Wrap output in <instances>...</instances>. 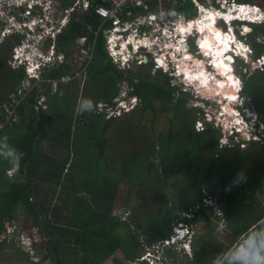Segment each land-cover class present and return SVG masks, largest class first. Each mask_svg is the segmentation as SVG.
<instances>
[{
    "label": "trees",
    "instance_id": "1",
    "mask_svg": "<svg viewBox=\"0 0 264 264\" xmlns=\"http://www.w3.org/2000/svg\"><path fill=\"white\" fill-rule=\"evenodd\" d=\"M90 2L87 10L77 9L71 14L55 38L58 50L69 58L77 39L87 36L86 45L92 46L93 57L85 63L80 79L59 81L55 92L47 80L31 88L19 104L16 120L6 119L5 103L26 72L24 66L12 68L6 59L25 35L12 34L8 42L5 40L0 45V76L3 77L0 78L3 124L0 152L5 150L3 138L7 137V145L19 153L17 171L12 175L8 170L13 164L0 156V235L5 233L0 238V261L10 258L6 249L13 250L16 261L30 257L16 246L14 239L7 240V223L20 216L34 220L40 227L50 251V257L43 259H49L50 264H107L108 260V264H132L143 253L142 243L161 247L172 235L173 225L180 220L179 214L185 213L188 217L183 220L206 227L205 236L204 233L194 236L193 255L187 263L212 264L216 253L223 248L210 243L214 229L209 217L216 208L224 213L226 226L237 238L242 235L246 238L250 230L264 227V126L261 138L242 140L247 144L244 149L236 142L221 144L223 132L210 122L205 123L203 130L196 131L186 104L188 92L172 85L167 75L156 78L143 65L135 71L124 70L112 60L103 29H98L101 24L111 23H103V18L95 12V7L105 1ZM72 3L73 0H60L62 8ZM169 6L188 18L197 13L192 0H173ZM248 38L253 47L252 57L262 56L264 22L253 24ZM199 40L198 37V44ZM52 41L47 39L46 45ZM190 43L195 46L193 39ZM240 61L242 94L264 125V68L252 72L247 62ZM231 66L224 70L216 68L215 73L228 76L217 78L227 95L235 98L236 90L231 84L237 89L239 84ZM207 67L210 68L208 63ZM73 70L70 63L64 62L44 70L43 77L60 79L70 72L73 75ZM79 80L83 82L82 88ZM124 81L129 84L128 95L137 96L140 103L108 118L105 111L98 110L97 104L103 101L108 106L114 105L113 99ZM40 88L46 95L47 109L36 110L34 104ZM219 97L222 104L229 99L225 95ZM84 100L93 102V111L78 110ZM163 101L172 102L175 107L167 129L148 135L145 146L136 144L125 153L119 152L114 136L106 135V128H114L116 124L120 133L135 121L129 136L134 141L145 134L140 128L148 118L155 123L157 103ZM163 109H169L168 105ZM75 125L78 129H74ZM180 173L184 175L182 179L171 180ZM122 183L137 190L132 202L127 203L130 209L125 219L113 213ZM144 191L145 195L140 197ZM212 201L214 205H209ZM162 249L163 255L171 259L170 263L180 264L173 246ZM119 251L123 257L116 255ZM201 257L207 261H200Z\"/></svg>",
    "mask_w": 264,
    "mask_h": 264
},
{
    "label": "rangeland",
    "instance_id": "2",
    "mask_svg": "<svg viewBox=\"0 0 264 264\" xmlns=\"http://www.w3.org/2000/svg\"><path fill=\"white\" fill-rule=\"evenodd\" d=\"M37 1V3L43 5L44 7V14L42 16H37L36 10H39L38 8L41 6H38L36 4V6H32V8L34 9V13H32V15H28L26 14V11H28L27 7L26 8H19L18 4L20 2H22V0H0V36H2V38H4L7 42L9 40H7V38H9L10 35L12 34H24L25 38L27 37L29 40H26L25 38H23L24 42L28 43V46H26L27 49L33 48L34 44L36 42L39 41V34H42L43 36L47 35L46 33H48V35H50V32L52 31V24L51 22H48V24H46V30H44L43 33L40 32V26L35 27V23L36 20L41 19V21H44L45 19H52L54 21L55 19H59L64 11V9L61 7L60 5V0H54L57 2V8L53 9V7L51 6V4H49L48 6L46 5L47 0H35ZM216 0H212V3L210 4L209 1H204L203 3H205L206 5L210 6V9L214 7L213 2H215ZM253 1V0H252ZM250 1V2H252ZM73 2H75L73 0ZM255 3H257V5H259L263 10H264V0H255ZM73 4V3H72ZM159 5V4H158ZM76 11V10H75ZM155 11L157 13L160 14V7L157 6L155 7ZM52 13V14H51ZM208 14H211V11L206 12ZM51 14V15H50ZM208 14H206V16H204L201 20V18L199 19L198 17L201 15H198L197 17H193L192 18H198V20L195 21H203L206 22L207 21V27H203L201 26L199 23L197 24H187L186 25V32L185 34L189 31H191V33L196 32L195 29H197L198 31H203V36L200 42V47L203 53L207 52V51H203L202 49V45L204 43L203 38H205L208 34H210V26L211 24H213L214 22H217V18H219V16H216L214 19L212 17H210ZM168 17L173 20L176 19L175 17V12L170 10L169 14H167ZM225 16V15H224ZM22 19V22L19 19ZM37 18V19H36ZM32 19H34V21H31ZM24 20L27 21L26 24V28L23 29L20 27V24H22L24 22ZM43 24H45L43 22ZM222 27V29L226 30V25L223 24V22L219 23ZM29 25L31 27H33V32L29 33L31 31H29ZM170 26L168 27L171 31H172V45L175 46L177 40V36L179 38V36H181V32L182 30L185 31V28H182V30H178L175 24H169ZM252 26V25H251ZM174 27V28H173ZM241 25L238 24L234 26L235 28V33L237 34V31H241ZM175 29V30H174ZM209 31H208V30ZM174 30V32H173ZM22 32V33H20ZM244 32V31H242ZM3 33H7L6 35L3 36ZM178 34V35H177ZM240 34V32H239ZM261 39V38H260ZM258 38V41L260 40ZM34 40V42H32ZM189 41V39H188ZM187 41V42H188ZM194 44H195V40ZM263 41V38H262ZM14 47V46H13ZM23 47V46H22ZM182 47V46H181ZM75 48L76 45L73 46L72 51L75 52ZM184 51L178 52L176 49L173 50L172 52V56L173 58H175V62L177 63V68L179 69L178 73H181L182 71V77L184 75V73H187V75L192 78L194 82L198 80H200L201 83L205 84L202 87H200L199 91H200V96L205 95L207 92V90L209 91V93H213V94H217L218 98H219V102L220 104L222 103L221 98L219 97V95H226L225 90L223 88V84L222 82L215 76V71H213V73H209L206 72L205 69H202L201 66V62L197 60V58H199L200 55H198L199 50L197 49V46L195 44L192 45V43L189 42V45H187L186 47H183ZM188 49V51H193L195 54V56H190L189 53H185V50ZM246 49V48H245ZM242 50L241 52L244 54L246 50ZM252 48L250 47V50ZM13 50V48H12ZM11 50V52H12ZM253 50V49H252ZM58 51V48H57ZM175 53V54H174ZM210 56H212L211 53L207 52ZM206 53V54H207ZM184 54V55H183ZM12 56V54L8 55L7 59H6V63L9 64L11 63V60H9V57ZM119 57V56H118ZM213 57V56H212ZM179 60V61H178ZM70 63V60H68ZM151 62V67H154L155 71H152V68L149 67H145L146 69L144 70H148L151 71V73L157 78V77H162L164 78L165 75L170 77V82L172 83H177L178 79L176 78H172L171 73H166L164 72V70L162 68H160V66H163L162 64H157L159 63V61L154 62V60H149ZM149 61L147 63H149ZM9 62V63H8ZM188 62V64H187ZM261 62H252L250 65V70L253 72L256 69H263L264 65ZM141 63V62H140ZM140 63H130V66H128V64H121L119 62L118 67L122 68L124 70L127 69H131L132 71H135L139 65H141ZM213 63L218 67V69H222L223 67L220 66L219 64L215 63L214 58H213ZM229 63H232V58L230 59ZM228 63V64H229ZM73 64V63H72ZM73 65H77V66H73L74 68V74L76 75L77 78L80 77L82 70V67H79L78 64H73ZM160 65V66H159ZM187 65V66H186ZM159 66V67H156ZM186 66V69H185ZM172 69V72H174V65H170L169 66ZM233 68L234 74L237 78L238 84L242 87L243 89V80L240 76V74L238 73V69H240L242 67V62L240 60H237L233 63V65L231 66ZM144 68V67H143ZM168 68V67H167ZM176 68V67H175ZM228 68V67H227ZM5 69V68H4ZM226 69V68H225ZM176 71V70H175ZM245 71V69H243V72ZM205 75V76H204ZM215 76L217 79L215 80L214 78L211 79V76ZM201 77V78H200ZM0 78L2 79L3 77L0 76ZM161 78V79H162ZM80 79V78H79ZM214 80V81H212ZM221 83V84H220ZM79 84L80 87L82 88L83 86V82L82 80H79ZM53 87V84H52ZM19 88V87H17ZM120 89H125V90H129V86L126 82H122ZM218 90V91H217ZM215 91V92H214ZM243 91V90H242ZM241 102L243 104L244 107H246V113L248 114V120L243 117L242 115L239 114V112L235 111L234 109H232L234 107V101L236 100L234 97L232 98L230 95H228L229 99L226 101V103L223 105V108L225 111L223 112V115L220 116V118L223 120L222 123H224V126H228V120L229 117L227 119V115L235 113L238 116L239 122H242L241 124H239L238 126L240 128L245 127L246 129H243V132H235L232 133L231 130H228V132H225V130H223L225 132V134L223 135V137L220 139V143L223 144V142H228L229 139H231L233 142H236L240 145L241 148H245V146L247 144H243L242 139L245 140H250L251 138H261L259 133H261L262 129H263V124L259 121V118L257 117L256 114L253 113L252 111V107L249 105V99L246 98L242 92H241ZM208 96V95H206ZM119 97H122V95L120 94ZM80 98V97H79ZM188 98V97H187ZM211 98H214V96H211ZM81 99V98H80ZM42 100V99H41ZM199 102L202 104H207L205 100L200 99L199 98ZM100 103H102V105H105L106 103H104L103 101H101ZM100 103H98L97 105H99ZM238 103V102H237ZM248 103V105H247ZM187 106L189 107V111H190V115L193 116V120H194V127L195 130H201L202 128H204L206 126V124H204V126H200L201 124H198V120H202V113L198 110H196L195 108H193L195 106V104H198L196 101H194L191 98V95H189L188 101H187ZM246 104V106H245ZM158 116L155 118V123H151L150 122V118L147 119V123L143 124L140 128V130L145 133L143 135H141L140 137L136 138L134 141L132 139H129V136H131V134L133 132V126H134V122L130 125H127L124 127V129H122V131L120 133H117V126L118 125H114V128H106V135L108 137H112L114 136V143L117 146V150H119V152L121 153H125L131 149H133V147L137 146L136 144H138L139 147L145 146L144 141L146 140V137L148 135L152 134H156L158 132L164 131L167 129V123L169 121V117H171L173 111H174V104L172 102H166L163 101L162 103L158 102ZM165 105H168L169 109H163ZM106 106H108L106 104ZM186 106V107H187ZM220 106V105H219ZM98 108V106H97ZM131 109V108H130ZM129 109V110H130ZM216 111V112H215ZM218 108H216L214 110L215 114H217ZM229 114H226V113ZM128 113V112H127ZM151 114L154 113L153 111L150 112ZM213 116V115H210ZM123 116L119 117L120 119ZM208 117V116H207ZM146 118V117H145ZM217 118V119H216ZM215 118V121L218 122V118L219 115H217ZM144 119V118H143ZM135 120V119H134ZM204 122V120H203ZM243 122H248L247 126L246 123ZM214 126L217 128H219V124L217 125V123H213ZM203 125V123H202ZM149 126H152L149 127ZM221 128V126H220ZM74 129H78V126L75 125ZM116 131V135L115 134ZM254 132V134H253ZM236 133H239L238 135H236ZM258 133V134H256ZM151 134V135H152ZM233 135V136H232ZM224 142V143H225ZM240 142V143H239ZM230 143V142H228ZM231 145H235L233 143H231ZM49 149V146H48ZM124 156V155H122ZM11 174H14L17 171V168L14 169H10L9 170ZM183 173H180L179 176H174L172 177V181H175L177 179H182L183 177ZM137 193V190L130 188V186H128L127 184H120L119 188H118V194L117 197L115 198L114 201V205H113V213L122 216V219L126 218V215L129 212L130 207H127V203L132 202V200L135 198V194ZM146 193V191L141 192L140 193V197L144 196ZM208 203V202H207ZM214 205L213 201L212 203H209V205ZM129 208V209H128ZM216 212V211H215ZM210 213V217L209 220L211 222V227L214 229V233L211 236V244L213 242V244L218 247V245H220L222 248L221 252H228L232 249H234L237 245H239L240 243L243 242L244 240V236H239L237 238V236L235 235V233H233V231L226 226V221H224L223 216L224 213H218V211L216 213ZM180 216H182V214H179ZM197 229L200 231H202V233H204L205 236V232H206V227L202 224V226H197ZM136 230V228H135ZM143 238V236H142ZM11 239H14V242L16 243L17 247H20L21 249H23L25 252H27L29 254V258L23 261H16L13 259V250L11 249H6V254L10 253L9 257H5L4 260L0 261V264H50V260L49 259H43L44 256L50 257V251L47 247V245L45 244V241L41 235L40 232V227L38 226L37 223L34 222V220H26L25 218H23L22 216H20V219L14 220L12 223H7V240L10 242ZM142 241V239H141ZM154 246V245H153ZM151 246H149L148 244H143L142 243V248H143V253L141 254V256L139 258H137L135 261L132 262V264H150L153 263L152 260H150L148 253H147V248L149 249ZM177 254L179 255V260L181 261L180 264H188V260H191L193 252L192 250L189 252L188 250H185L186 253H184V251H181L178 248H175ZM216 253L217 255L220 254ZM12 255V256H11ZM117 256L119 257H123V254L119 251L117 254ZM216 255V256H217ZM198 258V256L196 257ZM200 261H207L206 259L204 260L203 257L199 258ZM110 262V260L107 261V264ZM212 264H218L217 258H215L212 262Z\"/></svg>",
    "mask_w": 264,
    "mask_h": 264
},
{
    "label": "built area",
    "instance_id": "3",
    "mask_svg": "<svg viewBox=\"0 0 264 264\" xmlns=\"http://www.w3.org/2000/svg\"><path fill=\"white\" fill-rule=\"evenodd\" d=\"M74 1L75 2L69 8L64 9L61 17L57 19L59 21L58 28L53 29L52 27V31L49 35L52 39H55L59 29L63 25H66L68 23L71 12L76 9L87 10L91 5L90 0ZM104 1V4L95 7V12L100 15L101 18H103V23L109 22L111 24H101L98 29H103L106 47L108 49L109 55L116 64H119L120 62L123 65L128 64V66H130L131 59H133L134 57L138 58L137 62H141L142 59L146 56L147 51H151L153 54L158 53L159 55H161L165 52L169 51V53H171L173 52V50H175V47L172 46L173 41H171V39L173 36L172 31L168 28L170 26L169 24H175L177 26L176 28L178 29L179 22H186L188 19L183 13L177 12H175L176 19L171 20L168 17L167 14H169V11L171 10L169 3H171L173 0ZM192 1L195 3L196 6H198L199 10L204 7L203 5H201L202 3L200 0ZM205 1H209L210 4L212 3V0ZM215 2L218 4L217 13L219 16L224 13V9L222 8L227 5L232 6V8H230L232 13H234L233 10L235 8L254 7V9L259 10V13L256 18H258V20H264V10L256 4L239 3L236 0H216ZM157 6L160 7V14L155 11V7ZM30 7L27 9L28 11H26V14L28 15H30L31 13ZM151 7H153V9H151ZM37 16L40 17V15ZM31 21H34V19H32ZM37 23L41 24L40 32L43 33L44 30H46V24H43L41 19H37L35 27L38 26ZM26 24V20H24V22L20 24L22 31L27 27ZM29 27L33 30V27H31L30 25ZM127 30H129V32H127ZM97 33L98 31L95 32L96 35ZM46 34L48 36V33ZM38 36L41 39H39V41L34 44L32 52L26 51L25 48L27 45L24 44L14 47L13 55L10 59V64L12 67L18 68L20 65H22V63H25L24 55L28 58L29 56H32L33 54L37 53H39V55H42L44 58V61L38 62V65L42 64L46 67L57 66L60 63L69 62L68 60H70V64L72 66H77L73 64H78L79 67H82L81 69H84L85 63H88L89 60L93 57L92 46L86 45L88 38L85 35L77 39L75 44V52L73 51L72 55L69 58L66 57L64 52L60 50L57 51V46L55 45V43H52L47 49V51H42V44L47 36H43L42 34H39ZM179 39H182V37L179 36L178 38L177 36L178 41ZM184 39H186V37H184ZM131 45L132 49L130 48ZM154 47H156V49H153ZM135 51H138L139 53L136 55L134 54ZM26 66L29 71V75L27 76V78H24L21 81L20 85L18 86L19 88H16L14 91L9 93L8 101L5 103L7 111V120L17 119V114L19 112V104L26 97L30 89L39 84L38 81L40 79H38L39 77L37 76H39L40 73H35L33 66ZM75 76V74H66L63 75L60 80L67 82L72 80ZM47 81L52 82L53 89L56 90L58 80L47 79ZM41 90L42 89L40 88V91ZM120 94L122 95V97H119ZM126 94H128V90L122 89L119 94L113 99L115 103L117 102L115 105L106 106V104L102 105V103H100L98 105V110L105 111L107 113L106 116L108 118L112 116L121 115L124 111H128L131 107H133L134 103L137 100V98L133 96L130 99L131 104L130 102H126L123 98V96H125ZM34 107L37 110L46 107L44 95L38 97ZM242 116L246 118V116ZM208 118L211 119L212 117L208 116ZM199 123L201 124V127L204 126L202 125L201 121H199ZM227 125L228 126H226L225 128L231 129V132H234L232 130L234 124L230 120H228ZM2 126L3 124L0 121V128ZM165 242L167 243L168 240L164 241V244Z\"/></svg>",
    "mask_w": 264,
    "mask_h": 264
},
{
    "label": "clouds",
    "instance_id": "4",
    "mask_svg": "<svg viewBox=\"0 0 264 264\" xmlns=\"http://www.w3.org/2000/svg\"><path fill=\"white\" fill-rule=\"evenodd\" d=\"M203 2L204 1H201V3H202L201 5H203L204 7L201 8V10H199V8L197 6V13L193 17H197L198 15L201 14L198 17L200 19V18H203L206 15L207 11L216 12V13L218 12V10H217L218 4L216 2H214V7L211 8V9H210L209 5H206ZM239 3H241V2H239ZM36 4L38 6H41V7L38 8L39 10H36V13H37V15L42 16L44 14V10L45 9H44L43 5L37 3V1H35V0H22V2H20L18 4V6H19V8H21V9L23 8L24 9L26 7L29 8L30 5H31V7H30L31 8V13L30 14L32 15V13H34V9L32 8V6H36ZM49 4H51L53 9L57 8V2L56 1L47 0L46 5L48 6ZM69 7H67V8H69ZM230 8H232L231 5H227V6L223 7L222 9H224L223 10L224 13L221 14L220 16L218 15L219 18H217V22L216 23L214 22L213 25H216L217 27L222 29V27H221V25L219 23L223 22V24L226 25V27H227L226 30H232V34L236 36V38L238 39V42L245 44L246 47H247V50L245 51L244 54H239V53L235 52V48H233L234 52L233 51H229L228 52L227 55L228 56L231 55V57H232V64L236 61V58H237V60H240V59L244 60L249 65H251L252 62H254V63L258 62V61L261 62V60L264 61V54L262 56L258 57V58H255V59L252 57V54H253V50L252 49H253V47L250 44L249 38H248V35L251 32V30H252V26L251 25L259 24V23L264 22V20H258V18H256V16L259 13V10L254 9V7L253 8H249V7L235 8L233 10L234 13H232ZM63 9H66V8H63ZM79 10H83V9H79ZM73 12H75V10ZM73 12H71V14ZM177 13H179V12H177ZM71 14H70V16H71ZM198 18H192V17L188 18L187 17V19L190 20L191 22L195 21V20H198ZM69 20H70V18H69ZM43 22L45 24H48V22H51V24L53 26V29H56L59 26V21L57 19H55V18H54V21L52 19H49V21H48V19H45L44 21H42V23ZM238 24L241 25V27H240L241 31L238 30L237 34H236L234 26L235 25L238 26ZM37 25L40 26L41 24L37 23ZM64 26L65 25H63L59 29L57 34L60 31H62ZM28 28H29V31H31V33H32L33 32L32 29L30 27H28ZM222 30H224V29H222ZM195 31H196V33L199 32L197 29H195ZM242 31H244V32H242ZM127 32H129V30H127ZM239 32H240V34H239ZM196 33L193 34V35H187L186 34L185 35L186 39H184V41H186L187 45H189L190 39L195 40V44L197 46V49L199 50V52H198L199 54L198 55L201 54V56H199V57L202 60H205V62L208 63V66L213 71L217 72L216 71V67L212 64L213 57L205 55L202 52L200 45H198V34H196ZM6 34L7 33H3V36L6 35ZM25 39L29 40L27 37ZM47 39H52V38L49 35L45 38V40H44V42L42 44V51H44V52L47 51V49L51 45V44L50 45H46V40ZM188 39H189V41H188ZM23 40H21L20 43L15 44L14 47H16L18 45H21V44H24V45L28 46V43L24 42ZM260 40H262V39H260ZM0 41L3 43L5 41V39L2 38V36H0ZM32 42H34V40ZM14 47H13L12 52L10 53L12 55H13ZM250 47L252 48L251 50H250ZM130 48L132 49V45L130 46ZM32 49L33 48H30V49L25 48V50L29 51V52H32ZM107 51H108V49H107ZM138 53H139L138 51L134 52V54H136V55ZM171 53H169V51H168V52H165V53L159 55L158 53L153 54L151 51H147L146 56L142 59L141 63L137 62L138 58H136V57L131 59V63L133 64V63L136 62V63L143 64L145 58L147 59V61L144 62V63H147L149 60H154V62H157V59L159 57H161V56L165 57L166 65H163V66L159 65V66H160V68H162L164 70V72H166V73L170 72L172 78L178 79V82L176 84L172 83V85H178L179 87H181V89H183L184 91L188 92L191 95V98L198 103V104H195V106L199 107L201 109L199 111V113L200 112L202 113V120H198V123H199V121H201L203 123V125L206 122L217 123V125L219 124V128L221 126L220 129L222 130L223 135H224L225 132H228V130H231V129H226L225 128L226 126H224V123H222L223 120L220 118V116L223 115L222 111H225V110L223 108V105H221L222 103L220 104V102H219V98L217 97L218 95L217 94H213L211 92L209 93V91L207 90L206 91L207 93L205 95L200 96L199 89H200V87H202L205 84L201 83L200 80H198V79H197L196 82L192 81L193 79L190 78L187 75V73H184V75L182 77V72H185V71H182L181 73H178V71H177V63L175 62V60H174L175 58L172 57ZM185 53H187V54L190 53L193 56H195V54H197V53H194L193 51H188V49L185 50ZM108 54H109V52H108ZM11 58H12V56L9 57V60ZM24 60H25V63H22V65H20V66H24V69H25V72H26V77L25 78H27V76L29 75L28 74L29 71H28L27 66H26V65H28V66H33L34 67L35 73H38V72L40 73L39 76H37V77H39L38 79H40L38 81V83H39L38 85H41L42 81H45V80L48 79V78H44L43 77V71L48 69V68H51L52 66L51 67H46V66H44L42 64L38 65V62H43L44 61V58H43L42 55H39V53H37V54H33L32 56H29L28 58L24 55ZM262 64L264 65V62H262ZM9 65L11 66L10 63H9ZM170 65H174V72H172V69L169 67ZM159 66H156V67H159ZM12 68H14V67H12ZM67 74H72V72L67 73ZM215 74H216L215 75L216 77H222V78L223 77H225V78L228 77L226 74H218V73H215ZM52 80H54V79H52ZM56 80H58V82L61 81L60 79H56ZM35 81H37V80H35ZM62 82H64V81H62ZM67 82H69V81H67ZM50 83L52 85V82H50ZM231 85H232V88L234 90H236V100L233 103L234 107L232 109H234L235 111L239 112L240 115L242 114V115L246 116V119L248 120V114L245 111L246 107H244L243 104L240 103L241 102V97H242L241 92H242L243 89H242V87L240 85H239L238 89L233 84H231ZM57 87H58V83H57ZM56 90H57V88H56ZM56 90H54L53 87H52V91L53 92H55ZM42 95H44L45 103H46V107L42 108V109H47L46 95L44 93H42V90L39 93H37L36 98L38 99V97L42 96ZM206 95H208V96H206ZM211 96H214V98H211ZM132 97L133 96H129L128 94L123 96V98H124V100L126 102H130V99ZM199 98L205 100L207 104L200 103L199 102ZM130 104H131V102H130ZM247 105H248V103H247ZM245 106H246V104H245ZM216 108H218L217 114H215L216 111L214 112V110ZM78 110L81 113H83V112H91V111L94 110V104H93V102L91 100H84L83 102L80 103ZM226 114H229V113H226ZM210 115H213V116H210ZM217 115H219V118H218L219 121L218 122L215 121V118H216ZM207 116H210L212 118L209 119ZM228 117H229V120L234 124V126L232 127V130L234 132H232V133L240 132L243 129H246L245 127L240 128L238 126L242 122H239L238 116L235 113L227 115V118ZM203 120H204V122H203ZM243 123H246V122H243ZM247 123H246V126H247ZM204 128H202L201 130H203ZM201 130H198V131H201ZM223 130H225V132ZM238 134L239 133H236V135H238ZM253 134H254V132H253ZM256 134H258V133H256ZM259 135L261 137V133H259ZM251 139H259V138L254 137V138H251ZM242 140H245V139H242ZM224 142H223V144H227L228 142H233V141L231 139H229L228 142H225V143ZM3 143H4V146H5V150L3 152H0V156H3L4 159H8L13 164V166L16 167L18 165V162H19V153H18V151L15 148H11V147H9L7 145V137L3 138ZM210 203H212V202H210ZM215 211L216 212L218 211V213L223 214V212L221 211V209L219 207L216 208ZM181 214H182V216H179L180 220L176 221V223L173 225V233H172V235L169 238L164 240V241L168 240V242L167 243L165 242V244H164V241H163L160 244L161 247L158 246L156 248L155 247H150L149 249L147 248L148 256H149L150 260H152V262H153V263H150V264H172V263H170L171 261L168 260V258H166L163 255L164 251H163L162 248L164 246H170V247L173 246V248H178L181 251H184V253H186L185 250H188L189 252L192 250V241H193L194 236L196 235L197 226H195L193 224H189L187 222V220H183V217H188V216L185 213H181ZM223 219H224V216H223ZM192 252H193V250H192ZM216 258H217L218 264H225V261L227 262V264H264V227H260L257 230H250L246 234V238L244 236V240H243L242 243H240L234 249H232V250H230L228 252H221L220 254L217 255Z\"/></svg>",
    "mask_w": 264,
    "mask_h": 264
},
{
    "label": "bare ground",
    "instance_id": "5",
    "mask_svg": "<svg viewBox=\"0 0 264 264\" xmlns=\"http://www.w3.org/2000/svg\"><path fill=\"white\" fill-rule=\"evenodd\" d=\"M249 8H251V7H249ZM206 14H208V13H206ZM208 15L210 17H212L213 19L216 16H218V14L216 12H211V14H208ZM201 20H202V18H201ZM201 20H199V21H192V22L190 20H187L186 22L185 21H180L179 22V24H178V30H182L181 29V27H182V28H185V31L184 30L180 31L181 32L182 39H179V41L176 42V45L174 46L175 49L178 52L184 51V48L183 47H186L187 46L186 45V41H184L185 35L186 34L187 35H193V34L196 33V32L191 33V31H190V29L192 28L191 27L189 29V31L185 34L186 29H187L186 28V25L187 24L188 25L189 24H192L193 25V24H197V23L200 22L199 24L201 26L207 27V21L206 22H203ZM210 32H211L210 34H208L205 38H203L204 43L202 45V49H203V51H207V52H209V53L212 54L215 63H217V64H219L220 66L223 67L221 70H224L225 68L230 67L231 65H233L232 63H229L230 59L232 58L231 55H229V56L227 55L229 51H233L234 52L233 48H235V52L240 53V54H243L241 51L244 50L245 48H246L245 50H247V47H246L245 44L238 42V39L236 38V36L232 34V30H222L221 28L217 27L216 25L211 24V26H210ZM202 33H203V31H199L198 33H196V34H198V37L200 38L198 45H200V42H201V39H202V36H203ZM153 49H156V47H154ZM207 52H205L204 54L207 55V56H210ZM189 55L190 56H193L190 53H189ZM197 60L202 63L201 64L202 69H205L206 72L213 73L212 69H210V68L207 67V63L205 62V60H202L200 57L197 58ZM157 61H159L158 64L166 65V63H165V57H162L161 56V57H159L157 59ZM187 64H188V62H187ZM212 64L218 69V67L213 62H212ZM186 66H185V69H186ZM177 71H179L178 68H177ZM212 78H214L215 80L217 79L214 75L211 76V79ZM212 81H214V80H212ZM223 88H224V86H223ZM224 90H225V88H224ZM225 93H226V91H225ZM225 96H228L227 93H226ZM235 99H236V97H235Z\"/></svg>",
    "mask_w": 264,
    "mask_h": 264
},
{
    "label": "flooded vegetation",
    "instance_id": "6",
    "mask_svg": "<svg viewBox=\"0 0 264 264\" xmlns=\"http://www.w3.org/2000/svg\"><path fill=\"white\" fill-rule=\"evenodd\" d=\"M1 44H2V42L0 41V45H1ZM144 64H145V66H144ZM141 65H143V67H144L143 69H146L145 67H149V68H152V69H151L152 71H155L154 67H151V65H152L151 62H149V63H144V62H143V64H141ZM141 65H139V66H141ZM139 66H138V67H139ZM137 69H138V68H137ZM137 69H136V70H137ZM150 72H151V71H150ZM124 82H126V83L128 84L127 81H124ZM128 85H129V84H128ZM135 97L137 98V100H136V102L134 103L133 106H137V105L140 103V99H139L137 96H135ZM201 233H202V231H201ZM201 233H200V231L197 229L196 234H197V235H200ZM168 260L171 261V259H169V258H168Z\"/></svg>",
    "mask_w": 264,
    "mask_h": 264
},
{
    "label": "crops",
    "instance_id": "7",
    "mask_svg": "<svg viewBox=\"0 0 264 264\" xmlns=\"http://www.w3.org/2000/svg\"><path fill=\"white\" fill-rule=\"evenodd\" d=\"M237 2H241V3H252V4H256L257 5V3H255L254 1L255 0H243V1H238V0H236ZM249 1H252V2H249ZM257 6H259V5H257ZM260 7V6H259ZM53 41H52V43H55V39H52ZM56 45V44H55ZM47 47V46H46ZM14 168H17V166L16 167H13V168H10V169H14ZM9 169V170H10ZM8 170V173L10 174V175H12L11 173H10V171Z\"/></svg>",
    "mask_w": 264,
    "mask_h": 264
},
{
    "label": "water",
    "instance_id": "8",
    "mask_svg": "<svg viewBox=\"0 0 264 264\" xmlns=\"http://www.w3.org/2000/svg\"><path fill=\"white\" fill-rule=\"evenodd\" d=\"M19 20L22 21L21 18H20ZM186 45H187V43H186ZM146 61H147V59L145 58V59H144V62H146ZM211 124H213V122H211ZM4 234H5V233H2V235H0V238H1Z\"/></svg>",
    "mask_w": 264,
    "mask_h": 264
}]
</instances>
